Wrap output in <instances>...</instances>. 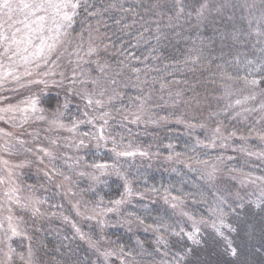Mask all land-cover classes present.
<instances>
[{
	"label": "trees",
	"instance_id": "1",
	"mask_svg": "<svg viewBox=\"0 0 264 264\" xmlns=\"http://www.w3.org/2000/svg\"><path fill=\"white\" fill-rule=\"evenodd\" d=\"M57 1L70 16L25 85L75 131L74 167L26 168L42 206L9 264H244L245 184L264 193V0ZM222 224L243 258L224 255Z\"/></svg>",
	"mask_w": 264,
	"mask_h": 264
},
{
	"label": "rangeland",
	"instance_id": "2",
	"mask_svg": "<svg viewBox=\"0 0 264 264\" xmlns=\"http://www.w3.org/2000/svg\"><path fill=\"white\" fill-rule=\"evenodd\" d=\"M4 2L0 0V264H9L14 241L25 236L33 212L42 206L41 196L25 186L21 176L32 165L50 167L62 158L67 164L71 158L66 160V156H71L73 150L70 145L65 148L63 141L74 139L75 131L61 125L59 119L41 113L38 101L31 98L29 85H25L30 71L50 49H47L49 41L56 37L53 32L59 26L54 17L61 14L62 18H68L70 12L57 0H9L8 8L3 7ZM32 129L37 130L38 138L27 132ZM21 132L25 136L19 137ZM41 133L45 134L42 138ZM58 171L53 174L67 177L65 169L60 167ZM245 185L256 196L251 200L256 214L255 219L246 217L241 224L240 235L246 242L242 263L255 264L254 258L260 261L259 255L264 253V193H256L258 185L251 188ZM257 220L259 225H256ZM219 227V235L224 234L223 224ZM224 227L228 231L231 228ZM226 235H223L226 245L223 252L230 257L235 251ZM191 240L198 245L201 243L198 235L191 236ZM241 252L237 251L238 257L243 258ZM236 259L229 258L230 261Z\"/></svg>",
	"mask_w": 264,
	"mask_h": 264
},
{
	"label": "snow or ice",
	"instance_id": "3",
	"mask_svg": "<svg viewBox=\"0 0 264 264\" xmlns=\"http://www.w3.org/2000/svg\"><path fill=\"white\" fill-rule=\"evenodd\" d=\"M28 5H25V7H27ZM3 7H5V8H8V7H10V2H9V0H5V2H4V4H3ZM73 7H75V5H73Z\"/></svg>",
	"mask_w": 264,
	"mask_h": 264
}]
</instances>
